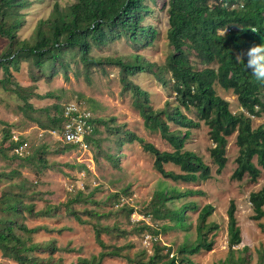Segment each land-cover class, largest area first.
Returning a JSON list of instances; mask_svg holds the SVG:
<instances>
[{"label": "trees", "instance_id": "trees-1", "mask_svg": "<svg viewBox=\"0 0 264 264\" xmlns=\"http://www.w3.org/2000/svg\"><path fill=\"white\" fill-rule=\"evenodd\" d=\"M163 1L166 6L165 36L169 52L162 64L157 65L136 52L149 46L156 37V28L144 23L156 0H74L63 7L54 3L48 16L35 23L28 38H20L18 31L24 24L21 10L30 1L0 0V37L6 41L0 52V90L13 96L15 109L23 120L34 123L39 129L59 133L63 122L60 112L62 103L35 108L30 99H42L52 94H37L33 84L20 85L13 79L12 72H19L20 64L25 63L28 65L29 79L34 83L39 79L49 81L58 71L55 66L58 64L62 69L69 64L67 60L81 64L85 79L91 70L101 75L106 73L107 66L115 67L121 84L120 93H130V105L141 118L142 127L148 132L157 133L171 150H159L132 132L121 129V125L110 128L104 118H96L93 114V100H89V107L74 100L90 113L86 120L90 129L83 135L87 145L96 142L93 134L99 132L98 125H103L110 134L117 132L114 139L117 147L123 142L140 143L141 148L151 154L152 167L162 177L195 183L210 178V168L193 151L183 149V145L190 131L202 124L207 128L211 143L207 152L215 165L214 172L219 174L223 169L227 137L234 134L237 154L230 179L240 180L246 175L250 182H255L264 169V122L251 125L253 117L264 115V0H212L214 5L209 4L210 0ZM219 31L222 33L219 34ZM120 39L128 42L134 52L126 57H97L90 54L93 47L106 46ZM141 72L151 74L172 94V100H165L160 108L153 109L148 92L131 80ZM215 85L235 95L240 111H230L228 102L216 94ZM109 120L113 122L114 118L109 117ZM0 123L6 127L2 128L0 135V159L7 161V165L10 161H16L17 165L7 172L0 171L1 180L19 177L18 168L27 165L36 172L43 169L60 171L56 163L46 162L43 158L45 145L39 146L35 154L16 155L13 148L26 140L18 136L13 141L10 138L11 125ZM76 148V144L63 143L58 151ZM107 158L116 166L112 155L107 154ZM165 164L176 166L178 172L165 170ZM64 165L84 168L82 164ZM11 185L17 191L5 190L0 193V255L16 264H59L50 263L49 257L55 251H74L67 246L57 247L52 240L30 242L31 234L53 230L44 225L26 227L20 221L23 212L30 217L52 218L62 208L64 214L77 223L91 225L98 252L88 258L77 257L70 264H100L105 257L122 258L130 264H191L188 256L211 250L214 232L218 228L216 223L206 222L213 210L210 204L199 209L194 202H184L176 207L168 205L186 196L203 195L200 190L171 187L154 192L139 213L150 220L166 222L160 226H150L142 220H130L135 208L120 203L121 198L128 194V184L117 191L108 192L103 200L92 197L97 187L87 194L77 189L64 201L48 204L39 210L33 209L35 197L32 192L27 194L23 179ZM26 198L31 202L25 203L23 199ZM247 201L252 212L250 219L257 221L263 218L264 188L250 191ZM102 203L109 205L106 211L96 209ZM76 204L92 207L77 208ZM187 211H197L194 239L174 249L160 244L156 239L159 233L187 229ZM234 211L235 206L230 200L225 211L228 250L223 264L246 262L242 256H233L236 252L233 247L240 242ZM117 216L123 218L130 229L120 227L117 221L111 224L100 221ZM257 226L264 232V223L259 222ZM55 231L59 232L60 229ZM101 234L111 240L124 238L127 234L148 235L149 253L142 249L128 255L133 242L126 241L120 245L105 243ZM37 252L47 253L48 258H38L35 255ZM257 264H264L263 250L257 251Z\"/></svg>", "mask_w": 264, "mask_h": 264}, {"label": "rangeland", "instance_id": "rangeland-1", "mask_svg": "<svg viewBox=\"0 0 264 264\" xmlns=\"http://www.w3.org/2000/svg\"><path fill=\"white\" fill-rule=\"evenodd\" d=\"M29 1L30 4L21 10L24 24L18 31L20 38H28L30 36L35 23L38 19L48 16L54 3L63 7L74 0ZM209 4L214 5L215 3L210 0ZM151 7L152 12L144 19V23L153 25L157 30V34L149 46L141 48L136 52L143 59L161 65L169 52L165 36L167 29L165 1L156 0ZM220 33L222 31H219ZM5 42V39L0 37V52L4 48ZM133 52L129 43L120 39L106 46L93 47L90 54L97 57H126ZM67 61L69 64L66 67H62V69L59 68L58 64L55 66L58 71L49 81L39 79L34 83L31 82L29 72H27L28 65L25 63L20 64L19 72H12V77L20 85L27 86L33 84L35 86L34 91L37 94H52V96L42 99L34 97L30 99L35 108L51 107L55 102L64 103L73 100H79L86 107H89V100H93V114L96 118H104L110 128L121 125V129L132 132L135 136L141 138L144 142L152 144L157 149L171 150L168 144L157 133L148 132L142 127L141 118L130 105V93H120L121 84L119 83L115 67L107 66L106 73L101 75L98 71L91 70L88 78L85 79L81 73V64ZM45 74H47V71ZM131 80L148 92L153 109L160 108L165 100H172V94L163 88L149 73H136L131 77ZM214 89L218 96L228 102L231 112L240 111L235 95L217 85H215ZM15 104L16 100L13 99V96L0 90V121L11 125V130L26 140L24 144L26 154L28 152L35 154L37 152L35 150L39 146L45 145L46 153L42 154L43 158L46 162L56 163L60 171L43 169L40 172H36L30 165L20 167L18 168L20 172L19 177L15 176L10 180L0 179V193L5 190L17 191L11 184H16L20 179H23L24 186L27 188V194L32 192V195L35 197L33 209L39 210L48 204H57L64 201L67 196L74 194L77 189L87 194L94 187H97L92 197L95 200H103L108 192L117 191L128 184V194L121 198L120 203L131 205L135 208V212L130 215V220H142L150 226H160L166 220H150L139 213V210L142 209L154 192L171 187L178 190H200L203 195L186 196L168 203L170 207L179 206L184 202H194L198 209L205 204H210L213 207L212 213L206 218V222H214L218 226L214 232L212 248L209 251H200L197 254L188 256L191 264H223L228 250L225 211L230 200L233 201L235 206L234 217L240 234L239 244L233 247L236 250L233 256L234 258L242 256L246 259L245 263L237 264H257L258 250H263L264 256V232L260 231L257 226L259 222L264 223V217L257 221L251 220L250 215L252 212L247 201V195L250 191L264 188V169L260 171V175L255 182H250L246 175L240 180L230 179V174L235 167L234 158L237 154V148L233 143L234 134L227 137L226 163L221 172L216 174L214 172L215 165L211 162L207 152V149L211 146L207 136V128L200 124L197 129L191 130L190 135L185 140L183 149L193 151L209 166L210 178L195 183H184L171 181L157 173L152 167L151 154L144 151L140 143L136 141L123 142L120 147H117L114 143L117 132L110 134L103 125H98L99 132L93 134L92 138L96 142H91L84 148L77 147L70 151L59 152L58 150L63 146V143L58 139L57 132L42 130L34 123L26 122L15 109ZM109 117H113L114 121H110ZM263 122L264 115L251 119L252 126ZM2 128L6 127L0 123V135ZM107 154L112 155L116 161V166L110 162ZM65 163L82 164L84 168L79 166L69 168L64 165ZM16 167V161H10L9 165H7V161L0 159V171L7 172ZM163 168L175 173L178 172L177 167L174 165L165 164ZM23 201L25 203L31 202L27 198L23 199ZM75 207L90 208L92 205L76 204ZM108 208L109 205L105 203L96 206L98 211H106ZM22 215L23 217L20 221L28 228L44 225L53 230L51 232L38 231L31 234L30 242L44 243L52 240L57 247L67 246L74 249L71 252L55 251L49 257L50 263L70 264L77 257L88 258L99 250L94 240L91 225L89 223H77L72 218L67 217L62 208L52 218L30 217L25 212ZM186 215L188 222L186 230H166L156 236L157 241L162 245L170 246L172 249L183 242H191L195 237L194 227L197 211H187ZM100 221L106 224L117 221L120 227L130 229L124 219L119 216L116 218L109 217ZM57 229H60V231L56 232L55 230ZM145 236L147 237L145 238ZM101 238L105 243H115L116 245H120L126 241L133 242V246L127 251L128 255L137 253L142 249H145L149 253L150 242L148 235L127 234L124 238L111 240L105 234H101ZM244 247L246 249H242ZM35 255L43 260L48 258V254L45 252H37ZM0 264L16 263L2 258L0 255ZM100 264L130 263H127L122 258L105 257Z\"/></svg>", "mask_w": 264, "mask_h": 264}, {"label": "built area", "instance_id": "built-area-1", "mask_svg": "<svg viewBox=\"0 0 264 264\" xmlns=\"http://www.w3.org/2000/svg\"><path fill=\"white\" fill-rule=\"evenodd\" d=\"M61 117L63 119L60 132L57 133L58 139L62 143L76 144L77 147L84 148L87 144L83 140V135L89 132L87 118L90 113L77 101H66L61 104ZM10 138L16 141L18 136L11 133ZM13 152L18 156H23L27 152L24 143L18 144L13 148Z\"/></svg>", "mask_w": 264, "mask_h": 264}, {"label": "crops", "instance_id": "crops-1", "mask_svg": "<svg viewBox=\"0 0 264 264\" xmlns=\"http://www.w3.org/2000/svg\"><path fill=\"white\" fill-rule=\"evenodd\" d=\"M27 122V121H26ZM28 123H30V122H28ZM11 133H15V132H13V130H11ZM19 133V132H18ZM16 134V133H15ZM17 136H18V134H17ZM24 144H25V142H24Z\"/></svg>", "mask_w": 264, "mask_h": 264}]
</instances>
